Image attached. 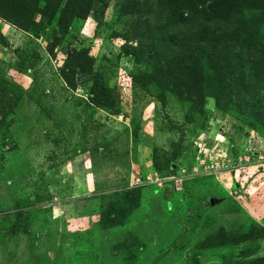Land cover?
<instances>
[{"label":"rangeland","instance_id":"374dc122","mask_svg":"<svg viewBox=\"0 0 264 264\" xmlns=\"http://www.w3.org/2000/svg\"><path fill=\"white\" fill-rule=\"evenodd\" d=\"M128 2L99 0L66 34L0 19V264H264V72H204L194 97L166 42L135 49ZM244 14L264 38V10Z\"/></svg>","mask_w":264,"mask_h":264},{"label":"trees","instance_id":"16d2710c","mask_svg":"<svg viewBox=\"0 0 264 264\" xmlns=\"http://www.w3.org/2000/svg\"><path fill=\"white\" fill-rule=\"evenodd\" d=\"M98 1L66 0L64 3V0H45L41 5V0H0V19L29 33L35 27L36 14L49 22L56 17L57 33L66 34L74 18H87ZM128 4L130 10H139L135 31L140 34L135 39V49L148 39L152 40L150 35L156 38L159 47L166 42V56L175 57L172 59L175 64L173 84L183 86L194 97H200L196 87L203 84L204 72L230 81L245 79L243 75L234 78L232 73L236 68L247 73L248 81H255L258 73L264 72V38L255 22L244 14L248 8L264 10V0H158L153 7L135 2ZM130 10L129 16L134 17ZM155 31H159V37ZM57 41L55 38L48 48L49 55H53ZM127 42L125 44L130 45ZM87 65L84 53L67 55L64 70L68 73L63 71L62 79L71 89L75 88L76 72H84ZM185 70L190 74L188 81L182 77ZM90 93L94 105L101 104L97 83H93ZM250 264H260V261Z\"/></svg>","mask_w":264,"mask_h":264}]
</instances>
